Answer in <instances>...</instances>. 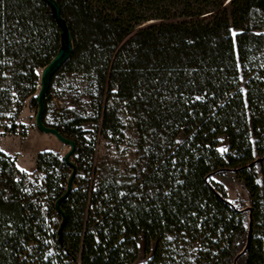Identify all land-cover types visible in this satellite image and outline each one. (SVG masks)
<instances>
[{"label":"trees","instance_id":"16d2710c","mask_svg":"<svg viewBox=\"0 0 264 264\" xmlns=\"http://www.w3.org/2000/svg\"><path fill=\"white\" fill-rule=\"evenodd\" d=\"M57 2L73 48L54 75L95 80L90 98L101 132L116 129V102L133 110L141 160L133 184L119 183L106 164L92 177L78 164L58 237L55 202L70 168L51 152L36 155L43 207L24 191L15 159L0 151V199L14 203L8 215L23 217L18 232L0 238V264H132L140 237L146 251L155 243V261L187 239L202 244L209 264H264V0ZM58 48L42 0H0V114H12L0 137L23 132L15 119L27 98L36 106L38 71ZM59 131L78 133L69 125ZM72 140L78 163L79 135ZM227 172L247 192L245 218L213 179Z\"/></svg>","mask_w":264,"mask_h":264},{"label":"rangeland","instance_id":"374dc122","mask_svg":"<svg viewBox=\"0 0 264 264\" xmlns=\"http://www.w3.org/2000/svg\"><path fill=\"white\" fill-rule=\"evenodd\" d=\"M38 74L40 75V70ZM95 88V80H90L84 74L62 71L54 75L50 84L53 96L47 106L44 120L48 124H55L57 121L61 130L69 125L70 130L78 132L72 133L69 137L74 139L79 135V145L83 151L82 158L76 164H81L82 175L92 177L94 169L106 164L120 177L119 183L133 184L136 180V164L141 160L136 147V116L133 110L122 102H116V129L110 133L101 132V119L96 114L95 102L90 98V92L94 93ZM55 110L59 113L56 114ZM35 111L36 106L27 98L15 119L17 125H22L23 132H19V129L16 134L0 137V151L18 157V167L25 174L24 191L31 195L34 204L40 202L44 207L47 204L43 185L45 174L36 170V155L46 151L62 157L68 146L37 129L34 121ZM11 116V113L0 114V125L8 124ZM77 120L80 121L79 124ZM226 147L227 142L223 137L219 145L220 152H224ZM76 157L78 156H72L74 162ZM213 179L224 186L228 202L235 207L244 208L245 218L247 216L245 208L249 202L242 182L231 172L214 176ZM13 206L14 203L0 199V238L4 233L12 236L21 229L23 217L20 210L16 218L7 213V209ZM55 222L57 223V220ZM176 244L173 242L169 246L166 245L159 254L160 260L155 261L153 258L155 243H151L149 250L146 251L143 237H140L137 244V260L133 264H209L202 256L204 249L200 242H189L184 239ZM48 253L53 254L51 247Z\"/></svg>","mask_w":264,"mask_h":264},{"label":"water","instance_id":"95a60500","mask_svg":"<svg viewBox=\"0 0 264 264\" xmlns=\"http://www.w3.org/2000/svg\"><path fill=\"white\" fill-rule=\"evenodd\" d=\"M49 8L50 14L59 30V48L52 59L42 68L40 73V85L36 95V112H35V125L37 129L45 134H50L55 137L60 143L68 146V150L62 156L63 162L71 169V172L67 179L66 189L64 193L56 200L55 210L61 217L60 224L57 229V236L60 237L62 230L66 223V215L61 208V202L67 198L71 189L72 182L76 176L77 166L71 160V156L75 151V142L63 136L56 128L47 126L43 122L45 103L44 97L49 89L50 81L53 75L63 66V64L69 59L72 53V35L67 21L61 14L60 5L57 0H42Z\"/></svg>","mask_w":264,"mask_h":264},{"label":"flooded vegetation","instance_id":"af4514ba","mask_svg":"<svg viewBox=\"0 0 264 264\" xmlns=\"http://www.w3.org/2000/svg\"><path fill=\"white\" fill-rule=\"evenodd\" d=\"M42 70V69H41ZM40 73H41V71H40ZM39 82H40V79H39ZM51 82V81H50ZM51 84V83H50ZM39 89V88H38ZM49 91H50V86H49V89H48V91H47V93H46V95H45V97H44V103H46V106H48V104H49V102L51 101V99L50 98H48V97H46L47 95H48V93H49ZM38 92V91H37ZM37 95V94H36ZM36 108H37V104H36ZM36 112V111H35ZM47 112V111H46ZM45 111H44V117H43V122H44V124L45 125H47L48 123H46L45 122V120H44V118H45ZM34 117H35V115H34ZM35 121V120H34ZM36 126V125H35ZM47 126H50V127H53V128H56L58 131H59V129H61V127L58 125V123H57V121H56V123L55 124H50L49 123V125H47ZM39 130V129H38ZM60 132V131H59ZM16 134V133H15ZM68 138H70V137H68ZM71 139V138H70ZM2 152V151H1ZM44 152H46V151H44ZM75 152V151H74ZM4 153V152H3ZM6 154V153H5ZM8 156H10V157H12L13 159H15V165H16V167H17V169L19 170V171H21V169L18 167V164H17V158H15L16 156H13V155H10V154H7ZM74 155V154H73ZM72 155V156H73ZM72 156H71V160H72ZM61 159H62V157H61ZM63 161V160H62ZM73 161V160H72ZM74 162V161H73ZM75 163V162H74ZM76 164V163H75ZM76 166H77V164H76ZM71 170V169H70ZM22 172V171H21ZM136 261V260H135ZM134 261V262H135ZM133 262V263H134ZM132 263V264H133Z\"/></svg>","mask_w":264,"mask_h":264},{"label":"snow or ice","instance_id":"6c2138e0","mask_svg":"<svg viewBox=\"0 0 264 264\" xmlns=\"http://www.w3.org/2000/svg\"><path fill=\"white\" fill-rule=\"evenodd\" d=\"M233 35H235V33H233ZM197 99H200V97H197ZM176 143L177 144H181V143H183V141L182 140H177ZM173 163H175V161H173ZM178 183H180V182L178 181ZM141 187H143V185H141ZM128 194H133L134 195V193H123V192L120 193L121 196L128 195ZM165 195H167V193H165ZM168 239L171 240L172 237H168Z\"/></svg>","mask_w":264,"mask_h":264},{"label":"built area","instance_id":"2783aa9c","mask_svg":"<svg viewBox=\"0 0 264 264\" xmlns=\"http://www.w3.org/2000/svg\"><path fill=\"white\" fill-rule=\"evenodd\" d=\"M52 96H53V93L51 91H49L48 95L46 97L52 99ZM55 113L58 114L59 111L58 110H55ZM76 264H79V262H77Z\"/></svg>","mask_w":264,"mask_h":264}]
</instances>
